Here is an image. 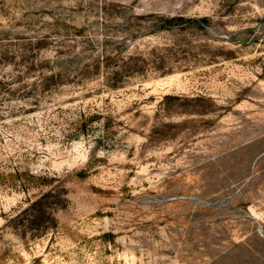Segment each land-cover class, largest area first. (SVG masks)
<instances>
[{
  "label": "rangeland",
  "instance_id": "rangeland-1",
  "mask_svg": "<svg viewBox=\"0 0 264 264\" xmlns=\"http://www.w3.org/2000/svg\"><path fill=\"white\" fill-rule=\"evenodd\" d=\"M106 52L145 69L30 87ZM0 81V264H264V0H0ZM49 186L53 227L10 221Z\"/></svg>",
  "mask_w": 264,
  "mask_h": 264
},
{
  "label": "trees",
  "instance_id": "trees-1",
  "mask_svg": "<svg viewBox=\"0 0 264 264\" xmlns=\"http://www.w3.org/2000/svg\"><path fill=\"white\" fill-rule=\"evenodd\" d=\"M180 18L182 19L183 17L180 16ZM172 19L174 17H171L170 20ZM167 28V25H162L157 29ZM77 58V61L69 57H58L54 60L44 59V63L40 64L39 76L34 78V81L30 85L32 91L40 90L46 94L66 84L72 78H75V80H72L73 83L84 86L88 80L97 77L102 78L105 87L118 89L122 87L128 78L143 73L145 69L144 63L146 62V60L137 54L119 52L115 54L106 52L104 55L97 54L96 56H88L87 54L81 53ZM89 59H92L91 63ZM3 83L9 85L6 81H0V85ZM101 115L99 112H96L84 118L85 114H83L82 119L84 120L79 124V128H74V132L70 134V137L77 136L80 133L86 134L88 122H95V120L101 118ZM110 128L111 122L109 120L105 121L104 129L110 130ZM104 138H98V141ZM79 175L84 176L85 172H80ZM55 177L56 175L49 176L48 174L36 177L32 172H28V178L38 180L36 183L42 186L48 185L46 182ZM30 182L32 183L33 181ZM23 187L27 186L23 185ZM59 188L54 186L43 190L25 208L12 216L10 221L14 222V224L26 225L29 229L41 230L42 232L53 227L52 225H55L53 211L55 207H59L65 203V189L61 187L62 190H60ZM24 221L26 224H23Z\"/></svg>",
  "mask_w": 264,
  "mask_h": 264
}]
</instances>
